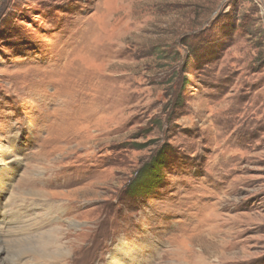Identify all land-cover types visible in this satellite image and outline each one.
<instances>
[{
  "label": "rangeland",
  "instance_id": "obj_1",
  "mask_svg": "<svg viewBox=\"0 0 264 264\" xmlns=\"http://www.w3.org/2000/svg\"><path fill=\"white\" fill-rule=\"evenodd\" d=\"M0 169L3 262L264 264V0H0Z\"/></svg>",
  "mask_w": 264,
  "mask_h": 264
},
{
  "label": "bare ground",
  "instance_id": "obj_2",
  "mask_svg": "<svg viewBox=\"0 0 264 264\" xmlns=\"http://www.w3.org/2000/svg\"><path fill=\"white\" fill-rule=\"evenodd\" d=\"M87 45H88V43H87ZM74 67H75V65H74ZM79 71H80V69H79ZM71 72H73L72 76H74V78H78V75H80V73H78L77 70H75V72L74 71H71ZM84 80L85 81H92V80L95 81V77H86ZM73 81H76V79ZM71 85L76 86V83L72 82ZM0 172H1V169H0ZM2 186L3 187L5 186L4 183ZM25 223H26V221H22V222L17 223L16 225H13L12 220L7 217L6 212L1 214V217H0V264H9V261H5V262L2 261V254H4L3 253L4 250L8 249L12 243H14L17 239H20L19 235L25 234L28 231V226ZM24 228H25V231H23ZM47 238L48 237H46L45 239L43 238L39 242L40 249L46 247L45 245L47 244V241H46ZM44 250L45 249H43L42 252ZM11 256H12V254H11ZM9 259H10V257H9ZM10 262H11V260H10ZM12 263L18 264V263H16V261H12ZM111 264H117L116 260L112 261Z\"/></svg>",
  "mask_w": 264,
  "mask_h": 264
},
{
  "label": "trees",
  "instance_id": "obj_3",
  "mask_svg": "<svg viewBox=\"0 0 264 264\" xmlns=\"http://www.w3.org/2000/svg\"><path fill=\"white\" fill-rule=\"evenodd\" d=\"M155 168H156V166H152V165H149L147 168H146V170H145V172L147 173V174H149L150 176H153L152 175V173L155 171ZM149 176V177H150ZM148 177V178H149ZM156 177L157 176H155V179H156ZM147 178V179H148ZM151 179V177L148 179V180H150ZM146 180V179H145ZM145 185L146 184H140V185H138V187H137V190H141L140 191V193L139 194H142V193H144L145 195H147L148 194V190H149V187H148V184L146 185V187H145Z\"/></svg>",
  "mask_w": 264,
  "mask_h": 264
}]
</instances>
